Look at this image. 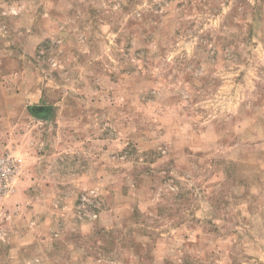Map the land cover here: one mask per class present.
Listing matches in <instances>:
<instances>
[{
	"label": "rangeland",
	"instance_id": "374dc122",
	"mask_svg": "<svg viewBox=\"0 0 264 264\" xmlns=\"http://www.w3.org/2000/svg\"><path fill=\"white\" fill-rule=\"evenodd\" d=\"M2 159L0 264H264V0H0Z\"/></svg>",
	"mask_w": 264,
	"mask_h": 264
},
{
	"label": "water",
	"instance_id": "95a60500",
	"mask_svg": "<svg viewBox=\"0 0 264 264\" xmlns=\"http://www.w3.org/2000/svg\"><path fill=\"white\" fill-rule=\"evenodd\" d=\"M49 108L47 106H35L32 107V111L37 114H44L48 112Z\"/></svg>",
	"mask_w": 264,
	"mask_h": 264
},
{
	"label": "built area",
	"instance_id": "2783aa9c",
	"mask_svg": "<svg viewBox=\"0 0 264 264\" xmlns=\"http://www.w3.org/2000/svg\"><path fill=\"white\" fill-rule=\"evenodd\" d=\"M1 163H0V170H2V169H6L2 164H4V160L2 159L1 161H0ZM8 164L10 163V162H7Z\"/></svg>",
	"mask_w": 264,
	"mask_h": 264
}]
</instances>
